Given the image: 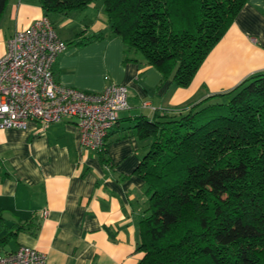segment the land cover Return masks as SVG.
I'll return each instance as SVG.
<instances>
[{"label":"crops","instance_id":"obj_1","mask_svg":"<svg viewBox=\"0 0 264 264\" xmlns=\"http://www.w3.org/2000/svg\"><path fill=\"white\" fill-rule=\"evenodd\" d=\"M43 15L39 0H8L0 19V56L16 31ZM52 21L66 41L108 27L100 0ZM125 56L123 41L107 36L68 44L54 64L57 81L68 86L101 91L107 75L128 86L130 107L107 137L109 164L102 153L81 145L73 117L45 129L34 120L26 129H0L2 253L24 245L44 252L46 264H138L140 219L148 200L134 172L145 152L133 129L135 118L151 120L264 71V0L246 2L188 86Z\"/></svg>","mask_w":264,"mask_h":264},{"label":"trees","instance_id":"obj_2","mask_svg":"<svg viewBox=\"0 0 264 264\" xmlns=\"http://www.w3.org/2000/svg\"><path fill=\"white\" fill-rule=\"evenodd\" d=\"M54 17L97 0H39ZM126 59L188 86L248 0H100ZM8 0H0V19ZM118 123V122H117ZM147 208L138 264H264V71L184 107L135 118ZM106 164L107 145L99 151Z\"/></svg>","mask_w":264,"mask_h":264},{"label":"built area","instance_id":"obj_3","mask_svg":"<svg viewBox=\"0 0 264 264\" xmlns=\"http://www.w3.org/2000/svg\"><path fill=\"white\" fill-rule=\"evenodd\" d=\"M67 48V41L45 15L8 39L0 56V129H26L33 120L45 129L50 123L73 117L81 145L100 151L120 112L130 107L129 88L108 75L101 91L60 83L54 64ZM46 259L44 252L30 246L0 251V264H46Z\"/></svg>","mask_w":264,"mask_h":264},{"label":"rangeland","instance_id":"obj_4","mask_svg":"<svg viewBox=\"0 0 264 264\" xmlns=\"http://www.w3.org/2000/svg\"><path fill=\"white\" fill-rule=\"evenodd\" d=\"M56 29H57V28H56ZM57 32H58L60 35H62V36H66L65 33H64L62 30H60V29H58Z\"/></svg>","mask_w":264,"mask_h":264}]
</instances>
